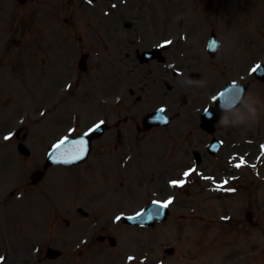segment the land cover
Returning <instances> with one entry per match:
<instances>
[{"label":"rangeland","instance_id":"rangeland-1","mask_svg":"<svg viewBox=\"0 0 264 264\" xmlns=\"http://www.w3.org/2000/svg\"><path fill=\"white\" fill-rule=\"evenodd\" d=\"M13 3L12 0H0L6 12L3 15L0 11V256L4 257L0 264H145L140 261L141 255L147 254L144 251L151 258H161L165 254V264L175 261L186 264L188 255L185 249L197 245V234L193 231L188 234L183 229L188 218H180L183 211L181 207L186 201L182 193L174 191L178 200L171 205L169 221L156 225L159 227L155 231L131 227H124V230L107 228L118 225L116 222L110 224L111 214L120 213L114 212L116 209L127 208L124 212L127 213L149 204L152 199L170 198L167 181L172 174L168 176L167 173L175 168L183 147L180 140L170 139L172 127L154 129L138 142L134 139L133 122L128 120L123 126L131 141L129 147L119 146L123 141L115 137L113 128L103 138L111 147L103 165L109 166L105 174L100 173L101 162L90 156L74 168H55L52 173L47 171L40 183L30 184V173L42 166L44 155L54 142L85 131L108 110L112 127L116 120H125L124 116L127 114L130 118L136 117L137 108H141L142 103L137 104V108L128 110L130 107L126 99L122 103L114 101L115 93L122 98L129 97L125 93L126 85L118 91L108 88V93H111L108 96H105L107 93L102 90V84L99 90L91 84H78L74 87V65L71 60L74 59V52L70 59L72 68L68 70L64 68L63 72L58 73L54 70V65L45 66V57L42 58L43 52H40L39 40L35 37L38 21L32 18L29 22L12 20L9 14L15 11ZM179 10L182 11L181 6ZM5 16L7 19L2 20ZM175 16L176 19L182 17L181 14ZM218 18V24L223 28L222 33L226 38L227 34L231 35L228 32V20L234 17ZM241 21L239 19L233 23ZM29 25L30 37L26 41L21 34ZM199 28L201 23L184 20L182 27L179 26L178 29H191V39L193 36L203 35L199 34L203 30H198ZM244 33L252 35L258 58L264 60L262 30L259 34L257 25H254ZM11 35L16 41L21 40L22 46L14 47L8 40ZM232 35L238 36L236 32ZM7 47L13 49L7 50ZM67 72L71 73V78L70 75H65ZM185 92L184 84L176 85L173 96L179 97ZM75 93L77 95L74 98ZM190 93L194 94L196 91L191 90ZM102 95L104 99L111 97L110 103L102 105ZM130 98L135 102L133 97ZM144 102L151 103L148 100ZM21 126L27 131L24 143L30 149L29 156L22 155L17 150L14 134ZM10 133V138L5 140L4 137ZM138 136L142 135L138 133ZM175 148L178 155L173 154ZM123 154L130 157L126 166L118 164V159ZM197 194L198 191L195 192L196 199ZM253 197L255 204L264 203V195ZM246 199L244 195L236 194L224 203L230 204L232 200L233 205H242ZM13 204H16L18 214L10 210ZM190 204L209 211L217 210L215 206L220 205L209 191ZM78 209L87 212V215L84 216ZM15 215L20 219H16ZM195 215L197 213L192 212L191 216ZM113 219L116 221L115 217ZM105 220L106 225L103 226ZM132 230L135 232H131ZM254 231L256 239L264 236L258 228ZM99 234L113 235L116 245L96 241ZM239 243L242 244L241 241L234 243L237 248H241ZM48 245L62 249L63 255L54 260L44 259L45 247ZM170 246L176 247L173 256L164 252ZM234 248L235 246L223 244L222 254L197 251L195 255L202 256L200 264H216L215 261L221 260L223 254H229ZM128 256H133L135 260L128 261ZM228 259L230 256L223 258L224 261Z\"/></svg>","mask_w":264,"mask_h":264},{"label":"snow or ice","instance_id":"snow-or-ice-1","mask_svg":"<svg viewBox=\"0 0 264 264\" xmlns=\"http://www.w3.org/2000/svg\"><path fill=\"white\" fill-rule=\"evenodd\" d=\"M89 2H91V0H89ZM165 43L170 44L171 41H166ZM212 47L213 48L216 47L215 43H213ZM261 67H264V65H259L258 64V65L255 66V68L252 69V71L253 72L258 71ZM221 95H223V93H221ZM214 99H215V97H214ZM164 111H165L164 108H160L159 109V112L161 114ZM160 118L164 119L165 122H166V118L165 117L161 116ZM103 123H104V121H100L99 123L95 124L92 128H89L88 131L85 132L83 135L87 136L89 133H91V132L95 131L96 129H98L100 127V125L103 124ZM10 136H11V133L9 135H6L4 137V139L7 140V139L10 138ZM67 139H68L67 137H64L61 140H59L56 144H53L52 145L53 152L55 153L58 149H60V147L66 143ZM74 143H76L78 145V148H77L76 152L71 156L70 159H64L62 155L54 156L53 158L58 160V161H61L63 163H72L74 161L82 159L84 157V155H85V152H86V141L83 138H81L79 141H76ZM262 150H264V146H262ZM244 163H245L244 159L241 158L240 159V163H237L235 165V167L239 168ZM194 171H195V169H189L188 171H185L183 173V175L185 177H188L190 175V173H193ZM206 179H210V178H206ZM184 183H185L184 180H179V181L173 180V181H170V184H172V185H180V186H182ZM227 183H228L227 181H224L222 185H218L217 187L218 188H222L223 190H226V191H229V192L234 191V189H232V188H225L224 187V185H226ZM153 203L157 204L159 206V208H167L169 205H171L173 203V199L170 197L169 199L163 201L162 203L159 202V201H154ZM158 214H159L158 211H154L152 213H149L146 218L147 219H152L155 215H158ZM141 215H143V213L138 212V213H136L135 217L130 216V217H128V219H135L136 217H140ZM120 219H121L120 216L116 217V220H120ZM128 259L131 261L133 259V257H129ZM3 260H4V257L0 256V261H3Z\"/></svg>","mask_w":264,"mask_h":264},{"label":"flooded vegetation","instance_id":"flooded-vegetation-1","mask_svg":"<svg viewBox=\"0 0 264 264\" xmlns=\"http://www.w3.org/2000/svg\"><path fill=\"white\" fill-rule=\"evenodd\" d=\"M121 2H119L118 5L115 7V14H113L112 17L125 16L127 2L125 0H121ZM136 5H137L136 0H131L129 2V7L134 8ZM115 23H116V19L115 18L110 19L109 23L107 24L108 30L111 29L114 26ZM246 63L247 62H245V65H243V69L241 70V73H247V65H246Z\"/></svg>","mask_w":264,"mask_h":264},{"label":"clouds","instance_id":"clouds-1","mask_svg":"<svg viewBox=\"0 0 264 264\" xmlns=\"http://www.w3.org/2000/svg\"><path fill=\"white\" fill-rule=\"evenodd\" d=\"M248 112H249V114L251 115V117L254 118V120L257 119V116H256V110H255L254 108H252V107L249 106V108H248ZM247 118H248V117H246V116H242V117H240V121L247 120ZM223 123H224L225 125H227V121H226V120H224Z\"/></svg>","mask_w":264,"mask_h":264}]
</instances>
